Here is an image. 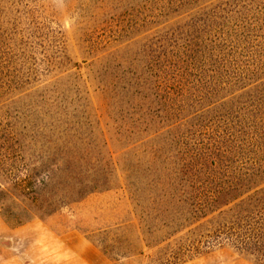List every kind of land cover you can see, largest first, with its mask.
I'll return each instance as SVG.
<instances>
[{
	"label": "trees",
	"instance_id": "1",
	"mask_svg": "<svg viewBox=\"0 0 264 264\" xmlns=\"http://www.w3.org/2000/svg\"><path fill=\"white\" fill-rule=\"evenodd\" d=\"M192 47L93 59L122 157H113L76 74L40 87L28 121L36 157L0 151V213L18 226L49 221L94 194L122 192L126 207L99 240L74 229L112 260L183 264L226 245L264 264V65L229 61L217 42ZM189 80L208 89L191 93ZM237 84L247 90L232 92Z\"/></svg>",
	"mask_w": 264,
	"mask_h": 264
},
{
	"label": "rangeland",
	"instance_id": "2",
	"mask_svg": "<svg viewBox=\"0 0 264 264\" xmlns=\"http://www.w3.org/2000/svg\"><path fill=\"white\" fill-rule=\"evenodd\" d=\"M96 15L101 18L98 23ZM214 42L224 45L229 61L264 65V0H0L1 153L36 157V126L28 125L31 116L36 119V91L76 74L88 89L89 104L99 117L113 157H122L125 141L118 140L108 93L99 87L106 80H94L93 59L115 50L130 57L146 46L179 47L180 53L187 45L193 46L191 50L201 45L207 46L206 51ZM224 81L228 82L216 83ZM185 83L191 93L208 89L203 80ZM237 86L232 92L247 90ZM140 155L137 148L132 157ZM123 204L122 192L94 194L60 210L50 223L57 231L78 228L99 240L102 228L114 221L117 211L126 207ZM16 221L0 213L2 243L10 244ZM183 264L255 263L224 245Z\"/></svg>",
	"mask_w": 264,
	"mask_h": 264
},
{
	"label": "crops",
	"instance_id": "3",
	"mask_svg": "<svg viewBox=\"0 0 264 264\" xmlns=\"http://www.w3.org/2000/svg\"><path fill=\"white\" fill-rule=\"evenodd\" d=\"M9 243L0 241V264H117L81 232L57 231L49 221L15 227Z\"/></svg>",
	"mask_w": 264,
	"mask_h": 264
}]
</instances>
